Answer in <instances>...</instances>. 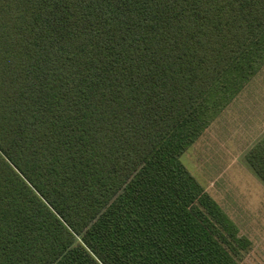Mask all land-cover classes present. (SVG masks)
<instances>
[{
  "label": "trees",
  "instance_id": "obj_1",
  "mask_svg": "<svg viewBox=\"0 0 264 264\" xmlns=\"http://www.w3.org/2000/svg\"><path fill=\"white\" fill-rule=\"evenodd\" d=\"M263 68L264 0H0V264H242L182 156Z\"/></svg>",
  "mask_w": 264,
  "mask_h": 264
},
{
  "label": "rangeland",
  "instance_id": "obj_2",
  "mask_svg": "<svg viewBox=\"0 0 264 264\" xmlns=\"http://www.w3.org/2000/svg\"><path fill=\"white\" fill-rule=\"evenodd\" d=\"M244 90L232 114L222 111L182 161L251 240L242 264H264V182L244 157L264 135V68Z\"/></svg>",
  "mask_w": 264,
  "mask_h": 264
},
{
  "label": "crops",
  "instance_id": "obj_3",
  "mask_svg": "<svg viewBox=\"0 0 264 264\" xmlns=\"http://www.w3.org/2000/svg\"><path fill=\"white\" fill-rule=\"evenodd\" d=\"M245 89H246V87H245ZM245 91V90H244ZM244 91H242V92H244ZM240 93L233 101H232V103L225 109V110H223V111H227V112H225L224 114H223V116L225 115V114H228V113H231V112H233V109H235L234 108V106L238 103H240V99L241 98H243L244 97V93ZM232 114V113H231ZM264 135H262L258 140H260L262 137H263ZM245 155H246V153L244 154V157H245ZM246 158V157H245Z\"/></svg>",
  "mask_w": 264,
  "mask_h": 264
}]
</instances>
